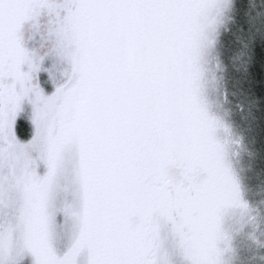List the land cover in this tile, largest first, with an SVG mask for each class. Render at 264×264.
<instances>
[{"label": "snow or ice", "instance_id": "6c2138e0", "mask_svg": "<svg viewBox=\"0 0 264 264\" xmlns=\"http://www.w3.org/2000/svg\"><path fill=\"white\" fill-rule=\"evenodd\" d=\"M246 0H237L242 6ZM228 0H0V264H222L220 244L228 239V212L247 210L241 180L227 149L217 139L219 119L203 88V60L211 23ZM49 17L52 52L39 61L25 30L40 37L39 21ZM251 36L264 21H246ZM183 32L192 67L180 73L181 102L199 113V127L213 167L216 195L203 205L205 221L193 240L182 211L190 166L169 175L173 159L167 130L175 103L173 46ZM66 64L60 79L54 66ZM96 86L108 107L150 101L145 138L154 141L150 173L155 190L137 206L142 222L136 244L119 255L101 253L89 221L90 161L77 144L78 112ZM225 130L227 126L225 125ZM67 190H63L64 186ZM75 208L53 215L60 200ZM71 221L76 234L61 245L54 227Z\"/></svg>", "mask_w": 264, "mask_h": 264}, {"label": "rangeland", "instance_id": "374dc122", "mask_svg": "<svg viewBox=\"0 0 264 264\" xmlns=\"http://www.w3.org/2000/svg\"><path fill=\"white\" fill-rule=\"evenodd\" d=\"M264 21V0H228L224 11L213 17L211 33L203 60V88L207 103L220 121L217 139L225 145L231 167L241 180L242 198L247 210H233L223 220L228 239L220 244L222 264H264V24L249 35L246 21ZM52 20L39 21L40 37L32 39V28L25 30L33 56L39 61L52 52L49 37ZM189 40L179 33L173 46V83L175 103L167 130L173 159L169 175H183L190 166V185L178 195L186 197L182 211L193 240L203 230V205L215 195L213 167L199 127V113L180 99L181 72L192 67L188 56ZM55 76L63 79L66 64L57 63ZM150 101L139 105L121 102L108 107L96 86L90 88L78 112L81 128L77 144L87 147L90 161L91 193L89 200L90 232L101 253L119 255L130 252L136 244V229L142 217L136 210L142 197L155 190L150 173L154 141L145 138V121ZM225 125L227 130H225ZM67 190L65 185L62 188ZM72 199L60 200L53 215L71 212ZM54 233L61 245L71 243L76 227L69 221L56 225ZM28 264L32 258L27 257ZM181 264L180 258H175Z\"/></svg>", "mask_w": 264, "mask_h": 264}]
</instances>
